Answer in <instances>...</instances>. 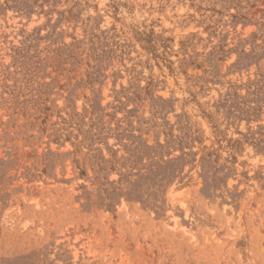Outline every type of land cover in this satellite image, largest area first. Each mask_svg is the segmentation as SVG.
<instances>
[{
	"label": "rangeland",
	"instance_id": "obj_1",
	"mask_svg": "<svg viewBox=\"0 0 264 264\" xmlns=\"http://www.w3.org/2000/svg\"><path fill=\"white\" fill-rule=\"evenodd\" d=\"M0 264H264V0H0Z\"/></svg>",
	"mask_w": 264,
	"mask_h": 264
}]
</instances>
